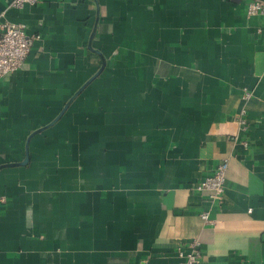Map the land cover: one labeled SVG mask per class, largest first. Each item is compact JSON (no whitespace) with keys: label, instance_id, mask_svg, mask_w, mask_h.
Listing matches in <instances>:
<instances>
[{"label":"crops","instance_id":"1","mask_svg":"<svg viewBox=\"0 0 264 264\" xmlns=\"http://www.w3.org/2000/svg\"><path fill=\"white\" fill-rule=\"evenodd\" d=\"M11 1L38 37L0 79V264H178L194 240L197 264H264V15ZM223 160L214 201L192 187Z\"/></svg>","mask_w":264,"mask_h":264},{"label":"built area","instance_id":"2","mask_svg":"<svg viewBox=\"0 0 264 264\" xmlns=\"http://www.w3.org/2000/svg\"><path fill=\"white\" fill-rule=\"evenodd\" d=\"M39 0H12V7L21 8L25 4L36 3ZM245 11L247 15H264V0H248ZM38 36L29 34L24 23L12 22L6 20L0 15V79L6 77L17 70L26 59L34 39ZM251 91L243 90V97L249 98ZM239 122L242 128H245V110L240 111ZM228 167L226 160L221 161L215 166L212 172L204 175L196 181L193 189L197 191H207L211 200L219 201L224 193L225 173ZM202 218L209 221L207 212L201 214ZM178 264H197L201 259L199 242L194 240L184 250L178 247ZM143 264H147L146 261Z\"/></svg>","mask_w":264,"mask_h":264}]
</instances>
